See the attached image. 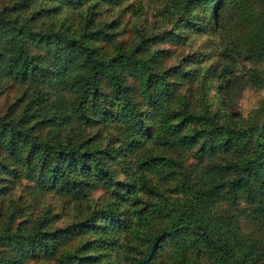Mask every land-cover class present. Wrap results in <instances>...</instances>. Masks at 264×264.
<instances>
[{
	"label": "trees",
	"instance_id": "trees-1",
	"mask_svg": "<svg viewBox=\"0 0 264 264\" xmlns=\"http://www.w3.org/2000/svg\"><path fill=\"white\" fill-rule=\"evenodd\" d=\"M32 1L18 0L12 7L27 11ZM47 1L51 6L30 9L27 18L10 14L6 7L0 10V85L9 81L31 89L19 117L14 119L13 106L0 112V195L22 183L40 195L82 198L99 188L97 181L110 183L116 165L126 170L116 160L108 165L106 158L125 152V160H130L151 132L155 145L192 151L194 162L179 172L172 160L152 154L140 157L137 168L143 173L152 172L175 184L161 187L139 175V186L128 180L116 182L115 199L124 202L123 207H106L107 202L99 214L45 230L43 224L29 225L24 218L14 228L4 226L0 264H33L40 259L42 264L85 263L90 260L84 255L86 246L91 244L75 256L65 254V248L76 235L96 229L97 218L114 233L107 240L112 246L105 247L113 251L111 260L128 251L118 242L125 231L126 240L132 235L138 239V250L127 258L129 264H264V94L245 120L235 103L256 77L237 69L239 58L224 64L217 74L214 71L221 123L205 122L202 115L189 111L186 102L169 109V102L182 95V85L194 78L187 63L161 66L159 54L149 49L160 37L166 41L170 36L160 31L137 49L115 50L107 56L96 42L109 43L111 34L88 30L90 20L79 26V32L62 20L33 29L30 23L41 12L55 16L57 8L52 4H59ZM57 1L72 5L86 0ZM203 1L186 2L191 8ZM226 14L232 15L228 28L243 39L245 59L263 60L264 0H214L203 28L210 21L207 30L219 33ZM192 19L183 18L189 26ZM226 50L224 46L219 51ZM171 75L177 80H169ZM106 124L116 128V134L123 132V145L104 150L83 147L90 140L84 138L86 132ZM139 191L148 200L137 196ZM126 193L134 194L131 200Z\"/></svg>",
	"mask_w": 264,
	"mask_h": 264
},
{
	"label": "rangeland",
	"instance_id": "rangeland-1",
	"mask_svg": "<svg viewBox=\"0 0 264 264\" xmlns=\"http://www.w3.org/2000/svg\"><path fill=\"white\" fill-rule=\"evenodd\" d=\"M17 1L0 0V10L6 7L10 14L14 15L17 12L21 18H27L30 9L38 6H51L47 0H35L29 3L27 11H17L12 7L13 3ZM186 1L122 0L115 4H106L98 0H86L71 5L58 3L56 0L55 2L57 3L55 4L59 5L52 4L53 8H57L54 12L55 16L53 18L45 16L47 14L51 15L52 12L46 13L43 11L41 15L38 14L33 18L37 20H33L30 26L33 29H37L43 24H49L50 22L57 23L56 20H62V22L72 26L74 31L79 32V26L83 22L90 20L87 23L88 30H100L111 34L109 43L102 41L96 42L99 43L97 46L100 52L107 56L111 55L115 50L127 53L133 48L137 49L139 45L147 43L149 41L148 38L153 36V34L163 31L170 36V39H166L165 41L164 37H160L158 41L153 42L149 46V49L155 55L159 54V57H161V66H179L187 63L189 68L194 70V78L189 80L190 82L182 85L180 88L182 95L173 98L169 102L168 108L172 110L179 109L186 102L189 111L193 110L196 114L202 115L205 122L211 124L223 122L222 112L218 104V96L215 92V85L218 79L214 75V71L217 74L221 71L224 64L239 58L236 61L237 69L246 71L256 78L251 81L253 85L247 86L238 99H236V109L242 119L245 120L246 117H251L264 94V59L256 62L245 59L241 47L243 39L239 37L237 32L228 28L232 19V15H227L229 12L225 15V24L219 33L207 30L211 28L210 21L203 28L214 0H204L201 5L191 8ZM189 16H193L191 26L183 20V18H188ZM44 28L47 29L50 26L45 25ZM224 46H227V50L221 53L219 50ZM169 80L174 81L177 79L171 75ZM30 95L31 89L29 87L20 84H11L9 81H5V83L0 85V112L4 114L5 111L13 106L11 113L14 114L13 117L16 119L25 107L24 105L30 98ZM15 103H18V105L16 106ZM147 119L150 118L147 117ZM146 122L149 124L151 120H146ZM197 128L201 129V127L195 126V129ZM115 129L111 124H106L102 127L98 125L91 127L84 135V138L88 137L90 140L83 147H86L88 150H104L108 149L111 145L114 147L123 145V132L116 134ZM40 133L43 135L44 129ZM153 134L151 132L144 138L141 143L143 144V148L135 151L134 156L130 160H125L128 155L124 150H122L124 153L121 155V152H119L120 155H117L115 159L106 158L105 163L108 165L116 160L117 164L122 163L126 167V170L116 165L118 168L112 174L111 179L107 181L110 183L105 184L97 181L95 184L99 188L88 191L86 196L82 198L75 199L69 194L55 195L51 192L40 195L36 192H30V188L26 189L22 183L17 184L9 192L1 194L0 234L4 226L14 228L21 218L27 220L29 225L39 222L43 224L42 229L44 228L45 230V228H49L52 224L63 227L83 219L88 214H94L95 212L99 214V211L101 212L103 210L107 202H110V204L106 207L113 208L116 204H120L123 207L126 204L124 202L117 203L116 200V196L118 195L115 190L119 186V183L116 182L123 183L124 180H128L129 182H135L139 186V180L137 181L139 175H147L149 181L157 186H173L175 184L173 180H168L167 182L161 181L157 174L152 172L143 173L141 169L137 168V163L140 160L138 158L147 157L150 154L153 156H161L175 162L176 169L174 168V170L185 172L189 164L190 167L192 166L194 162V157L192 156L194 155L191 153L192 151L178 152L155 145L156 140H154ZM118 159L122 161L119 162L117 161ZM110 170L113 171L112 168ZM125 171L128 175H123ZM117 174L118 177H116ZM193 178L189 180L193 181ZM145 194L143 191L137 192V196L142 200L147 199ZM127 196L131 200L134 194ZM95 224L98 226L96 229L86 230L76 235L71 243L68 244V247L65 248V254L70 255L71 253L75 256L80 252V248H83L88 243L91 246H86V249H88L86 252L88 253H84V255L86 256L87 254L91 257L89 256L90 260L82 264H129L128 256L138 250V247L135 245L138 242L137 237L132 235L129 240H126L129 236L125 231H122L123 233H121L118 242L123 245L122 248H128V251L122 253L120 257L117 256L111 260L109 258H112L110 255L113 251L111 253L110 251L107 252L105 247L112 246L108 245L107 240L114 233L110 227H103V222L100 218L95 219ZM96 240L99 241L97 245H95ZM125 241L128 242V245L124 243ZM33 264H42V261L40 259L33 262ZM45 264L51 263L45 262Z\"/></svg>",
	"mask_w": 264,
	"mask_h": 264
}]
</instances>
